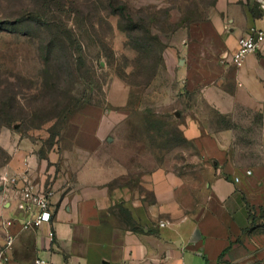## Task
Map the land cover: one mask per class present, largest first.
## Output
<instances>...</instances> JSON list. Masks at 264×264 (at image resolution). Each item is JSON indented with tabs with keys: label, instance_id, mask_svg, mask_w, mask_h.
I'll list each match as a JSON object with an SVG mask.
<instances>
[{
	"label": "rangeland",
	"instance_id": "1",
	"mask_svg": "<svg viewBox=\"0 0 264 264\" xmlns=\"http://www.w3.org/2000/svg\"><path fill=\"white\" fill-rule=\"evenodd\" d=\"M215 6L216 0H0V170L25 142L36 146L39 160L67 156V128L84 108L116 121L98 153L108 174L118 176L109 187L134 189L147 203L156 192L163 200L201 201L213 165L184 136L188 117L209 133L232 131L227 155L235 167L264 163L258 115L221 118L186 91L178 73L179 47ZM55 161L49 166L57 172ZM245 236L259 254L252 264H264V207Z\"/></svg>",
	"mask_w": 264,
	"mask_h": 264
},
{
	"label": "crops",
	"instance_id": "2",
	"mask_svg": "<svg viewBox=\"0 0 264 264\" xmlns=\"http://www.w3.org/2000/svg\"><path fill=\"white\" fill-rule=\"evenodd\" d=\"M262 6L264 0H216L207 21L179 47L178 73L186 91L198 94L221 118L239 111L257 114L264 150V47L248 54L240 67L231 63L238 39L264 30ZM79 113L81 120L73 116L67 128V156L39 160L36 146L25 142L0 170V177L27 172L34 189L54 190L50 224L22 230L26 214L16 209L18 194L0 181V246L5 233L14 239L7 264L36 259L46 264H252L258 252L244 232L251 214L264 207V163L235 167L227 155L231 130L209 133L188 117L184 136L213 165L201 201L163 200L156 192V200L147 203L134 189L109 187L118 176L99 163L116 121L105 122L96 108ZM53 158L57 172L49 166Z\"/></svg>",
	"mask_w": 264,
	"mask_h": 264
},
{
	"label": "built area",
	"instance_id": "3",
	"mask_svg": "<svg viewBox=\"0 0 264 264\" xmlns=\"http://www.w3.org/2000/svg\"><path fill=\"white\" fill-rule=\"evenodd\" d=\"M264 10V6H262ZM264 47V30H251L237 41V50L231 57V63L236 67H240L244 58L250 54L260 51ZM2 184H7L13 192L18 194L16 200V209L26 214L25 219L21 222L22 230L37 229L43 225H49L54 211L52 198L54 190L47 186L43 189H34L29 181L27 172L16 176L0 177ZM235 183L238 179L234 180ZM7 226L11 225V221H6ZM161 226L164 224L161 223ZM50 240H53L54 234H48ZM13 236L5 233L4 242L0 246V264H7L8 258L6 253L11 248ZM34 264H46L44 260L36 259Z\"/></svg>",
	"mask_w": 264,
	"mask_h": 264
},
{
	"label": "trees",
	"instance_id": "4",
	"mask_svg": "<svg viewBox=\"0 0 264 264\" xmlns=\"http://www.w3.org/2000/svg\"><path fill=\"white\" fill-rule=\"evenodd\" d=\"M120 11H126V9H125V7L124 6H119V8H118ZM223 119H225V118H223ZM259 121H260V118L258 119ZM252 218H253V214H251V223H252ZM246 231H248V229L247 230H245V232L244 233H246Z\"/></svg>",
	"mask_w": 264,
	"mask_h": 264
},
{
	"label": "water",
	"instance_id": "5",
	"mask_svg": "<svg viewBox=\"0 0 264 264\" xmlns=\"http://www.w3.org/2000/svg\"><path fill=\"white\" fill-rule=\"evenodd\" d=\"M175 116H176V117H178V115H177V114H175ZM16 127H17V126H14V128H16Z\"/></svg>",
	"mask_w": 264,
	"mask_h": 264
}]
</instances>
